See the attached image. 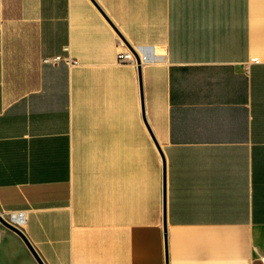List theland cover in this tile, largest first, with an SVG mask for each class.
I'll list each match as a JSON object with an SVG mask.
<instances>
[{
	"label": "crops",
	"instance_id": "0c3cea01",
	"mask_svg": "<svg viewBox=\"0 0 264 264\" xmlns=\"http://www.w3.org/2000/svg\"><path fill=\"white\" fill-rule=\"evenodd\" d=\"M0 213L44 264H264V0H0Z\"/></svg>",
	"mask_w": 264,
	"mask_h": 264
},
{
	"label": "water",
	"instance_id": "95a60500",
	"mask_svg": "<svg viewBox=\"0 0 264 264\" xmlns=\"http://www.w3.org/2000/svg\"><path fill=\"white\" fill-rule=\"evenodd\" d=\"M120 38L126 43V45H128V43L125 41V39L122 37V35L120 34ZM128 47L130 48V50L132 51V53L134 54L138 65H141V59L139 58V56L137 55L135 49L133 47H131L130 45H128ZM139 71H140V81H142L141 78V67H139ZM162 157H163V162H164V168H165V159H164V155L161 152ZM166 186V182H165V176H164V188ZM0 224L3 225L4 227L10 229L11 231H13L14 233H16L19 237H21V239L24 241V243L27 245V247L29 248V250L31 251V253L33 254V256L36 258V260L38 261L39 264H44L43 261L40 259L39 255L37 254V252L35 251L34 247L31 245L30 241L28 240V238L26 237V235L22 232V230L12 224L11 222H9L7 219H5L3 217V215L0 213ZM165 229H166V222H165Z\"/></svg>",
	"mask_w": 264,
	"mask_h": 264
},
{
	"label": "built area",
	"instance_id": "2783aa9c",
	"mask_svg": "<svg viewBox=\"0 0 264 264\" xmlns=\"http://www.w3.org/2000/svg\"><path fill=\"white\" fill-rule=\"evenodd\" d=\"M120 45H121V47H123V50L119 53V57H118L119 62L120 63H132V64L136 63V58H135L134 54L132 53V51L127 49L126 45L122 41H120ZM146 53H149V52H146ZM62 60H65L67 63H69L71 65H77L78 64L77 61L71 60L70 58L63 59L61 57H56L54 59L55 62L62 61ZM23 217H24V215L22 213L14 214V215H11V217H10V219H8V221L19 227V225L23 221Z\"/></svg>",
	"mask_w": 264,
	"mask_h": 264
}]
</instances>
